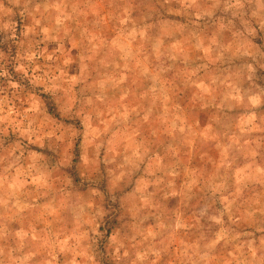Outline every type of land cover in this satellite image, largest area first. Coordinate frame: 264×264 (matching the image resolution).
Here are the masks:
<instances>
[{
	"label": "rangeland",
	"instance_id": "1",
	"mask_svg": "<svg viewBox=\"0 0 264 264\" xmlns=\"http://www.w3.org/2000/svg\"><path fill=\"white\" fill-rule=\"evenodd\" d=\"M0 264H264V0H0Z\"/></svg>",
	"mask_w": 264,
	"mask_h": 264
}]
</instances>
